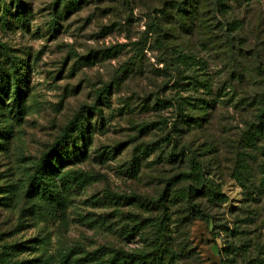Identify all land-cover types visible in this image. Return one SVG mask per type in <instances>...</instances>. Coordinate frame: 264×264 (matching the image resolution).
Listing matches in <instances>:
<instances>
[{
    "label": "rangeland",
    "instance_id": "374dc122",
    "mask_svg": "<svg viewBox=\"0 0 264 264\" xmlns=\"http://www.w3.org/2000/svg\"><path fill=\"white\" fill-rule=\"evenodd\" d=\"M125 1L0 0V264H264V82L232 68L236 15L259 23L264 0H209L202 50L157 0ZM162 28L205 64L170 77Z\"/></svg>",
    "mask_w": 264,
    "mask_h": 264
},
{
    "label": "trees",
    "instance_id": "16d2710c",
    "mask_svg": "<svg viewBox=\"0 0 264 264\" xmlns=\"http://www.w3.org/2000/svg\"><path fill=\"white\" fill-rule=\"evenodd\" d=\"M109 3H116L119 0H108ZM128 1V0H127ZM209 0H184L183 2H181V0H157L155 2V5L153 6V10L155 11V15L154 18L158 21L159 28H161V26H164V24H167L169 26H172L173 24H177L179 27L187 30V31H191L194 32V30L196 28H199V30L202 31V35L205 39H202L199 42V47L192 45L194 48L196 49H201L204 46L210 45L211 41L213 39H209L207 36V26H206V22H209V19H206V15H207V9L208 12L210 11V8L208 6L209 5ZM125 3L126 6H128V4L126 3L125 0H123V4ZM156 4H161V6L159 8H156L158 5ZM208 5V6H207ZM176 6V7H175ZM198 6V7H197ZM216 6V5H215ZM213 7V5H212ZM107 8V6H106ZM107 10V9H106ZM236 10H238L236 8ZM244 17L242 19L239 18L238 15H236V21H241L243 25H236L237 31H236V55H239L236 59H238V62L236 64V66L233 65L232 68H235L236 70V80L237 82L241 85L244 84V80H246L247 78V70L252 71L253 75L255 76H259L260 77V81L264 82V62H260L261 60L255 59L253 61H251V65L252 68L251 69H247L244 68L247 63H249V59L245 60L244 59V54L240 53V50L242 49L243 52H247L249 50L248 46H245V49L242 48L243 45V41L242 39H246V36H240V35H244V31L245 28L247 29H251V32H257V30L259 31L260 27L262 26L264 28V20L260 21L258 23V21L254 20L252 21L250 19V21H246L245 19V15H247L246 13H243ZM155 16H158L157 18ZM250 17L254 15H249ZM226 26L230 27V24H225ZM246 25V26H245ZM174 26V25H173ZM258 27V28H257ZM224 29V26H223ZM230 28H227L225 33L227 34V31ZM260 32V31H259ZM264 30L260 32V36L263 35L261 38L264 42V34H263ZM258 33V32H257ZM259 34V33H258ZM168 35L167 31L162 28L159 33L158 36H160L162 38V42L163 44V50H162V58L160 59V61L164 64V67L167 71H169L171 73L170 77H173V74L176 73H180L178 75L179 78L184 79L186 78V76L184 75V73H188V67L186 66L187 63L191 64V65H199V66H203L205 63L203 60H201L200 58L196 57L195 55H192L191 53H185L181 50H176L175 47H169L165 45V41H164V36ZM230 39V38H229ZM239 41V42H238ZM225 47V45H223ZM226 46H228L230 49H226L227 52H232L233 54H235V51L233 50L235 47V43L232 42L231 40L226 44ZM200 55V54H199ZM235 58V57H234ZM259 58V57H258ZM235 59V60H236ZM246 62V63H245ZM241 64V66L238 65ZM188 65V64H187ZM246 71H243V70ZM173 73V74H172ZM188 77V76H187ZM177 78V77H176ZM15 80V87L16 90L19 89L20 84H21V80L19 76H16L14 78ZM177 82V81H176ZM179 83V82H178ZM249 89V84L245 85V91L247 92ZM181 97L178 98V100L176 99V108H177V116L176 117H180L181 118V109L184 108L185 109V104L181 102ZM73 122L71 121L70 123H68L66 125V127L64 128V132L63 134L59 137L58 140H56L53 145L42 154L40 161L38 162L32 179L30 181V186L29 189L33 190V189H40L41 191H47L49 189L46 181L43 179L44 173L47 170L48 166L51 163V158L54 156V154L56 153V151L63 147L68 140V137L71 134V124ZM185 151H178L176 152V157L180 156L184 157V153ZM192 164V162H190ZM190 164V165H191Z\"/></svg>",
    "mask_w": 264,
    "mask_h": 264
}]
</instances>
